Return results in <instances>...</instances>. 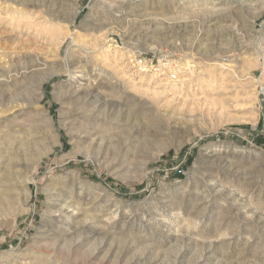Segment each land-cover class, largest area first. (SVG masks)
Wrapping results in <instances>:
<instances>
[{
    "label": "rangeland",
    "instance_id": "obj_1",
    "mask_svg": "<svg viewBox=\"0 0 264 264\" xmlns=\"http://www.w3.org/2000/svg\"><path fill=\"white\" fill-rule=\"evenodd\" d=\"M259 23L264 0H0V264H264ZM159 48L178 79L134 68Z\"/></svg>",
    "mask_w": 264,
    "mask_h": 264
},
{
    "label": "built area",
    "instance_id": "obj_2",
    "mask_svg": "<svg viewBox=\"0 0 264 264\" xmlns=\"http://www.w3.org/2000/svg\"><path fill=\"white\" fill-rule=\"evenodd\" d=\"M256 27L259 59L261 67L264 70V27L261 23ZM141 54L142 52L133 60L135 69L141 72H155L160 77L170 80L178 79L179 69L177 62L173 55L166 51V49L159 48L150 57L140 56Z\"/></svg>",
    "mask_w": 264,
    "mask_h": 264
},
{
    "label": "bare ground",
    "instance_id": "obj_3",
    "mask_svg": "<svg viewBox=\"0 0 264 264\" xmlns=\"http://www.w3.org/2000/svg\"><path fill=\"white\" fill-rule=\"evenodd\" d=\"M257 36V35H256ZM109 49V48H108ZM111 54V53H110ZM141 72V71H140ZM143 75H149L150 77L155 75L154 73L144 72ZM182 79V78H181ZM166 83V82H165Z\"/></svg>",
    "mask_w": 264,
    "mask_h": 264
}]
</instances>
